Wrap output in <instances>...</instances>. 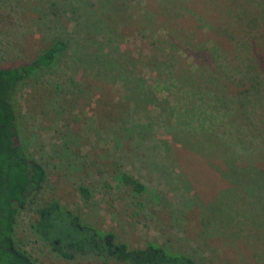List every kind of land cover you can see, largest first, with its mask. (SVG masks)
<instances>
[{"label": "rangeland", "instance_id": "374dc122", "mask_svg": "<svg viewBox=\"0 0 264 264\" xmlns=\"http://www.w3.org/2000/svg\"><path fill=\"white\" fill-rule=\"evenodd\" d=\"M57 39L15 97L46 171L17 245L37 264H102L38 239L36 209L55 198L131 247L264 264V0H0V66Z\"/></svg>", "mask_w": 264, "mask_h": 264}, {"label": "trees", "instance_id": "16d2710c", "mask_svg": "<svg viewBox=\"0 0 264 264\" xmlns=\"http://www.w3.org/2000/svg\"><path fill=\"white\" fill-rule=\"evenodd\" d=\"M65 48L64 41L57 39L26 64L0 66V264H37L17 245L14 231L20 211L43 188L46 171L20 137L23 127L15 97L25 78L52 65ZM171 127L166 125L165 130ZM121 180L137 191L144 189L142 183L126 173L121 174ZM78 192L84 199L91 196L84 184L78 186ZM36 213L32 229L38 239L67 260L93 255L101 258L102 264L109 260L129 264H194L189 255L171 253L154 242L131 247L113 231L96 228L55 198L44 202Z\"/></svg>", "mask_w": 264, "mask_h": 264}]
</instances>
